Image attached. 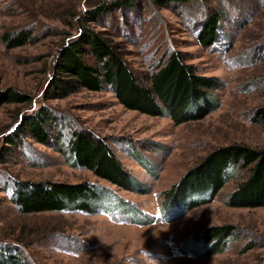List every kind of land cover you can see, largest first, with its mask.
<instances>
[{"label": "rangeland", "instance_id": "1", "mask_svg": "<svg viewBox=\"0 0 264 264\" xmlns=\"http://www.w3.org/2000/svg\"><path fill=\"white\" fill-rule=\"evenodd\" d=\"M97 2L0 0V90L26 96L0 105V264H11V251L27 264H264V205L226 202L249 177L248 167L233 166L219 191L188 195L169 210H162L161 196L219 147L264 149V121L256 114L264 107V0H132L112 3V10L88 22L120 45L141 77L176 50L198 74L219 80L210 92L218 107L180 124L125 107L108 87L67 96L50 92L59 50L79 37L83 14ZM215 11L221 14L217 38L202 44L204 21ZM22 28L32 40L8 47L3 35ZM36 115L42 116L45 141L26 130ZM78 134L102 140L124 179L114 182L76 164L69 142ZM45 181L88 182L132 208L111 209L105 198L93 214L23 212L17 192ZM139 211L156 221L130 223ZM224 225L234 232L221 251L203 257L182 252L193 234Z\"/></svg>", "mask_w": 264, "mask_h": 264}, {"label": "trees", "instance_id": "2", "mask_svg": "<svg viewBox=\"0 0 264 264\" xmlns=\"http://www.w3.org/2000/svg\"><path fill=\"white\" fill-rule=\"evenodd\" d=\"M131 2L113 0L106 3L99 0L93 9L83 14L79 37L59 50L53 66L50 92L67 96L81 88L101 91L108 87L125 107L153 116L169 117L177 124L206 117L218 107L217 101H213L210 95L213 89L219 87L216 77L198 74L195 65L188 63L183 53L176 50L169 54L163 64L141 77L129 65L118 43L109 39L103 31H96L87 25L112 10V3L122 6ZM158 2L187 3L189 0ZM220 17L221 14L216 11L206 17L199 35L202 44L207 45L216 40ZM12 33L3 35L8 47L22 46L32 40V33L27 28L18 30L16 35ZM25 97L13 89L0 90V105L22 102ZM256 114L264 121V107L257 109ZM41 118V115H36L29 119L26 130L45 141L48 135L42 128ZM69 143L76 164L114 182L121 177L124 179V169L115 153L102 140L78 134ZM238 164L249 168V177L228 195L227 204L240 207L264 205V149L234 143L210 152L199 166L186 174L179 185L164 190L161 193L164 198L162 210H169L176 201L184 202L188 195L219 191L226 183L231 168ZM105 198L113 204L111 209L132 208L125 206L115 194L104 193L88 182H41L17 192L15 202L25 213L81 211L93 214L96 213L95 203ZM105 212L109 215L112 213L110 210ZM139 213V218L133 217L129 222L145 225L156 221L154 215L142 211ZM233 232L234 226L231 225L209 227L193 234L186 241L182 252L199 257L215 254L227 246ZM15 252H10L13 255L10 254L12 260L10 257L9 263L27 264ZM4 260L1 258L0 263Z\"/></svg>", "mask_w": 264, "mask_h": 264}]
</instances>
